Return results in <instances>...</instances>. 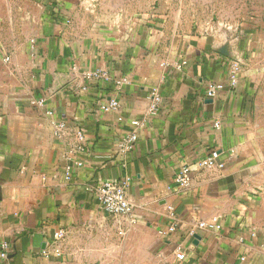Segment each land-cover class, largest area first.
Wrapping results in <instances>:
<instances>
[{
	"label": "crops",
	"instance_id": "crops-1",
	"mask_svg": "<svg viewBox=\"0 0 264 264\" xmlns=\"http://www.w3.org/2000/svg\"><path fill=\"white\" fill-rule=\"evenodd\" d=\"M235 1L116 24L82 0H0V264H264V0ZM212 152L222 168L200 166ZM106 180L133 222L99 205Z\"/></svg>",
	"mask_w": 264,
	"mask_h": 264
},
{
	"label": "built area",
	"instance_id": "built-area-1",
	"mask_svg": "<svg viewBox=\"0 0 264 264\" xmlns=\"http://www.w3.org/2000/svg\"><path fill=\"white\" fill-rule=\"evenodd\" d=\"M238 70V65L233 64L231 67L230 72L227 74V77L225 80L210 83L206 87V95L209 98L215 97L219 91H222L224 87L228 84L232 87H236L237 85V79H236V71ZM96 76L106 77L105 73L97 74ZM88 77H91L90 75ZM128 83L127 77H121L114 80V85L117 88H121L122 85ZM151 99L153 103L151 104V110L153 111L155 109L156 102L159 100L158 96L155 92L151 93ZM118 101L116 99H109V101L103 105V111H109L112 109H115L118 107ZM219 124L216 123L215 126H218ZM64 128V125L62 123H59L57 125V135L62 133V130ZM135 141V135H130L127 137L128 144L133 143ZM130 147V146H129ZM218 155L215 152H212L207 157H205L201 162V167H212L217 166L222 168L224 166L223 162L218 161ZM191 178V171L187 168H181L178 173L174 177V182L177 187H185L188 185ZM126 188L127 185L125 182L120 181H111L106 180L103 181L95 191V197L99 203V205L102 207L103 210H105L109 214L113 215H125L128 217V219L133 222L135 217L132 213V206L129 204L127 197H126ZM198 227L202 229H208V230H214L219 229L220 225L219 223L213 219L211 221L207 222H199ZM175 231V225H170L167 228L166 233H172ZM190 234H193V232H190ZM63 236V231L61 229L57 230L53 234V240L59 241L61 237ZM8 246L6 243H3L1 245V253L0 256L4 257L6 250ZM57 251V249H56ZM176 257L179 260L184 259V253L180 249H176ZM242 259V258H241Z\"/></svg>",
	"mask_w": 264,
	"mask_h": 264
},
{
	"label": "rangeland",
	"instance_id": "rangeland-1",
	"mask_svg": "<svg viewBox=\"0 0 264 264\" xmlns=\"http://www.w3.org/2000/svg\"><path fill=\"white\" fill-rule=\"evenodd\" d=\"M84 3H90V9L84 10L83 13L89 18L102 19L107 22L121 24L125 18L150 17L161 19L162 16H175L181 13L186 16L191 12L188 7L191 1H196L199 5V12L203 13L204 2L211 1L212 4L219 6L221 0H82ZM250 1V0H245ZM231 6L236 4L235 0H231ZM262 8V5H261ZM264 12V9L262 10ZM119 19V20H117ZM264 126V121H263ZM264 153V150L262 151Z\"/></svg>",
	"mask_w": 264,
	"mask_h": 264
}]
</instances>
